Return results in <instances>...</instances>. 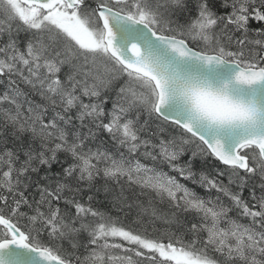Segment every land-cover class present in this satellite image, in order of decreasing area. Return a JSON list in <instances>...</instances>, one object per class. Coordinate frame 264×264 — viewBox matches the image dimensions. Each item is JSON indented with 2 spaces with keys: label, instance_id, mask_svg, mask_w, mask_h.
I'll use <instances>...</instances> for the list:
<instances>
[{
  "label": "snow or ice",
  "instance_id": "snow-or-ice-1",
  "mask_svg": "<svg viewBox=\"0 0 264 264\" xmlns=\"http://www.w3.org/2000/svg\"><path fill=\"white\" fill-rule=\"evenodd\" d=\"M0 264H264V0H0Z\"/></svg>",
  "mask_w": 264,
  "mask_h": 264
}]
</instances>
